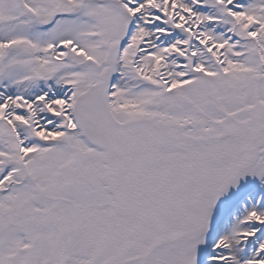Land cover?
<instances>
[{
	"label": "snow or ice",
	"instance_id": "snow-or-ice-1",
	"mask_svg": "<svg viewBox=\"0 0 264 264\" xmlns=\"http://www.w3.org/2000/svg\"><path fill=\"white\" fill-rule=\"evenodd\" d=\"M0 264H264V0H0Z\"/></svg>",
	"mask_w": 264,
	"mask_h": 264
}]
</instances>
